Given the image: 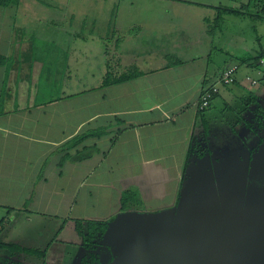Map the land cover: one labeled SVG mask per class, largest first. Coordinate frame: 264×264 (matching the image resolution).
Here are the masks:
<instances>
[{"label":"crops","instance_id":"crops-1","mask_svg":"<svg viewBox=\"0 0 264 264\" xmlns=\"http://www.w3.org/2000/svg\"><path fill=\"white\" fill-rule=\"evenodd\" d=\"M168 1L167 14L174 8L188 17L174 26L165 22L162 30L140 22L141 17L127 20L128 9L120 11V5L85 11L84 6L20 0L0 7V56L5 60L0 65V210L7 216L24 210L68 223L74 218L106 219L118 213L122 192L132 189L142 201L139 211L174 210L185 217L199 183L208 176L217 183L218 168L207 141L222 129L213 127L208 113L222 104L230 108L234 86L256 98L264 76L257 70L254 86L245 73L236 84L218 87L209 108L200 111L201 93L231 67L214 62L222 28L208 59L168 69H160L159 51L152 43H197L213 22L216 7L225 6ZM49 9L57 14H44ZM42 22L57 27L46 33L40 30ZM193 24L200 26L197 33L190 29ZM147 63L153 65L140 70ZM129 68L145 74L100 86L107 72ZM64 87H70L69 93ZM224 130L230 138L239 133ZM198 169L205 179L191 184V170ZM56 260L62 262L53 245L44 261Z\"/></svg>","mask_w":264,"mask_h":264},{"label":"rangeland","instance_id":"rangeland-1","mask_svg":"<svg viewBox=\"0 0 264 264\" xmlns=\"http://www.w3.org/2000/svg\"><path fill=\"white\" fill-rule=\"evenodd\" d=\"M206 1L221 2L222 6L234 9H241L248 2V0ZM23 2L42 4V6H58L61 4L67 7L75 6L76 8L77 6H84L87 7L85 11H88L91 6L120 5V11L128 9L127 12H124L127 20H137V18L141 17L142 20L140 22H146L148 26L156 25L154 27L158 30L163 29L164 25L162 24H165V22L168 23L169 21L170 26H174V23L183 22L186 19L184 17H188V15L181 14L178 9L174 8H170L168 10L170 14H167L166 7H171L168 0H23ZM131 5L138 6L143 11L138 10L136 7L129 8ZM150 5H153L151 9L146 10V7ZM241 10L255 14L259 11V7L250 5ZM36 14L38 15L39 13ZM44 14L55 15L57 13L49 9ZM176 14L179 18H176ZM48 24L46 25L42 22L40 30L50 33L57 27L52 22ZM199 28L200 26L196 24L190 27L195 33L199 31ZM221 28L222 38L221 44H219L221 53L217 52L214 55V62L217 65H236L238 67L236 73L238 81L245 73L252 80L258 69L255 70L248 67L244 61L264 51V22L255 18L252 20L247 15H224L221 20ZM153 64L147 63L140 70H145ZM84 71H93L95 73L93 69ZM258 74L260 77L262 76L261 72ZM247 83L245 82V85ZM262 87H264V79L260 80L259 93L255 92L257 95L256 100L248 104L250 93L244 91V89L242 93L234 86V99L228 101L229 111L222 104L219 107L214 106L208 113L213 127L217 126L222 129L221 133L214 130L216 139L214 140V137H212L207 141L212 159L217 161V163L213 161V164L218 168L214 170L218 180L216 183L212 180L214 177L209 179L208 176L206 181L199 183L201 184L200 190H195L192 196L194 198L192 199V208L185 210L188 216L183 217L184 215H180L174 210L149 212L151 213L149 214L144 209L140 212L138 211L137 215L133 213L122 214L109 223L104 236L97 238L95 253L98 256V261H90L88 264H129L128 255L132 251L134 253L132 259L136 262L139 249H141L140 259L143 261L148 259L145 264H205V262H201L202 259L207 260V264H216L218 262L217 257L214 256L218 247H212L213 243L210 240H199L195 244L196 247H190L189 252H177L174 256H171L172 250H182V247H170L172 242L181 240L178 237L181 231L172 232L171 230L175 227H181L185 230V226L190 223L192 224L190 226L191 231L202 229L204 231L220 232L225 227L229 229L228 223L231 220V214L225 218H222L221 214H219L221 202L224 207L228 205L224 208L228 214L232 208L230 201H234V227L237 225V219L240 214L242 215L247 211V207H252L253 203L255 204L256 202L264 204V127L258 125L259 122L264 125V112L263 114L258 112L259 108L264 111V89ZM69 88L64 87L65 94L69 93L66 91ZM73 88L76 87L73 86ZM60 92L62 91L56 92L55 95H60ZM240 121L243 123H240ZM233 128L237 129L238 135L234 133L233 137H227L228 132L224 129L230 131ZM252 133L254 135L251 136ZM201 149L206 148L201 147ZM219 166L222 168L220 169ZM206 169L208 171L210 165L206 166ZM190 174L193 177L191 184L198 177L204 176L205 179L204 171L200 172L199 169L197 171L191 170ZM251 197L254 198L252 199ZM210 199L218 201V205L213 208H206L209 206L208 201H211ZM3 217H5L6 222L3 223L0 229V242L17 243L24 247L42 250L54 245L60 253L62 261L60 264H80L81 258L87 254L80 246V238L74 231L73 223H68L66 219L50 214H26L24 210L15 211L8 216L6 211L0 210V221ZM159 224H168L169 226L165 225L164 229L159 231ZM172 224L175 225L170 227ZM114 243L116 244L115 247H111ZM160 243H163V246L159 247L158 244ZM202 244L206 247H200ZM3 252L5 253V251ZM161 252L163 253L161 254ZM157 255L160 256L161 261L169 260L166 263L157 262V260L151 263ZM4 258H7V262ZM213 258H215L214 263L211 262ZM126 259L127 263H124ZM220 260L221 264H230L229 259L225 258V256ZM3 261L6 264H45V261L41 258L24 254H17L13 257L4 255L1 257L0 264L4 263ZM57 261L51 262L59 264Z\"/></svg>","mask_w":264,"mask_h":264},{"label":"trees","instance_id":"trees-1","mask_svg":"<svg viewBox=\"0 0 264 264\" xmlns=\"http://www.w3.org/2000/svg\"><path fill=\"white\" fill-rule=\"evenodd\" d=\"M19 2L20 0H0V7L17 5ZM250 5L258 6L259 11L253 14L241 10ZM241 9H234L231 7H216V13L213 22L210 24V26L205 31V33H203L200 36L197 43L190 44V42L185 41L173 46V44L167 43L164 39L161 41L154 40L152 43V48L153 49L158 48L159 51L158 55L160 59L159 61L161 65L160 69H168L171 67H176L189 62H194L199 59H204V58L208 59L210 55L214 52L215 48L213 44L218 39V32L221 31V20L223 19L224 15H234V16L247 15L252 20H254L255 18L256 20H261L264 22V0H248L247 4L243 5ZM172 46L174 47V49H170L172 48ZM262 57H264V51L259 52L253 58L245 59L244 63L247 64L248 67L258 69L257 63L259 59H261ZM4 62H5L4 57L0 56V65L3 64ZM237 71H238V67L234 74V81L232 84H236ZM143 74L145 73L138 70L137 68H129L126 71H123L118 74L113 72H107L103 77L100 86H108L112 84L122 83L131 80L133 78L139 77ZM227 86H222V87H227ZM255 100H256L255 97L253 95H250V99H248L247 103L251 104ZM209 106L206 109H208ZM258 112L263 114L264 111L262 108H259ZM258 125L264 127L262 122H259ZM202 126L204 127L205 130L207 127L205 121H202ZM246 126L249 127L248 124H246ZM141 206H142V201L138 196V194L132 189H127L122 192L120 199V209L117 214L106 219H79V218L72 219L71 221L73 223L74 231L76 232L77 236L80 238V246L87 253L85 256L81 258V264H88L90 261L92 262L98 261V256L95 253L97 246V238L104 236L109 223L114 221L117 217L121 216L122 214L128 215L132 213L133 214L138 213V211L141 209ZM4 222H6L5 217H3L2 220L0 221V229ZM48 247L45 250H42V249L24 247L17 243L0 242V250H1L0 253L2 252L0 254V260L1 257L4 255L8 257H13L17 254H24L26 256H36L39 259L41 258L44 260ZM3 251H5V253ZM4 260L7 262V258H4ZM2 264H6V263L4 262Z\"/></svg>","mask_w":264,"mask_h":264},{"label":"flooded vegetation","instance_id":"flooded-vegetation-1","mask_svg":"<svg viewBox=\"0 0 264 264\" xmlns=\"http://www.w3.org/2000/svg\"><path fill=\"white\" fill-rule=\"evenodd\" d=\"M252 199L254 197H251ZM219 199V198H218ZM209 206L206 208H213L218 205V201H214L210 199ZM213 200V201H212ZM212 202V203H211ZM231 209L230 212L227 214L224 210L227 207V203L224 207V204L221 202V214L222 218H225L227 215L231 214V220L228 223L229 229L226 227L220 232L214 231H204L195 229L193 231L190 230V226L192 224L185 226V230L181 227H175L171 231L179 230L180 235L178 236L181 240L172 242V246L170 247H182V250H172L171 256H174L177 252L185 253L186 251H190V247H196V243L199 240L203 241H211L213 243L212 247H218L215 251L214 256L217 257L218 262L216 264H221V260L223 256L229 259L230 264H264V204L263 203H253L252 207H247V211L244 214H240V217L237 219V225L234 227V201H230ZM213 211V209H212ZM173 219V218H172ZM177 219V218H175ZM169 222V221H168ZM167 222V223H168ZM166 225V224H165ZM164 224H159V231L164 229ZM168 225V224H167ZM166 225V226H167ZM175 224L170 225V227L174 226ZM169 226V225H168ZM187 230V231H186ZM158 231V230H157ZM158 231V232H159ZM223 235L230 236V242H223V238L216 240V238L221 237ZM115 243L112 244L111 247H115ZM156 245V244H155ZM158 246H163V243L158 244ZM141 247V246H137ZM157 247V246H156ZM169 247V246H166ZM200 247H206L205 245H200ZM139 249V248H138ZM85 251V250H84ZM112 251V250H111ZM141 249H139V253L137 255V261H133L132 257L134 256L133 251L128 255V263L129 264H145L148 262V259H140ZM163 252H161L162 254ZM160 254V256H161ZM85 256V255H84ZM160 256L157 255L153 258L151 263H154L156 260L157 262L160 261L162 263H166L169 259L161 261ZM125 257V256H124ZM163 257H165L163 255ZM168 257V256H167ZM127 258V255H126ZM215 258L212 259V263H214ZM124 260V263H127ZM225 261H227L225 259ZM202 263L205 262L207 264V260L202 259ZM168 263V262H167ZM194 264V263H193ZM196 264V263H195ZM199 264V263H198Z\"/></svg>","mask_w":264,"mask_h":264},{"label":"built area","instance_id":"built-area-1","mask_svg":"<svg viewBox=\"0 0 264 264\" xmlns=\"http://www.w3.org/2000/svg\"><path fill=\"white\" fill-rule=\"evenodd\" d=\"M258 70L263 74L264 76V57L259 59L258 63ZM237 70L236 66H231L226 69H224L218 79V82L216 84H213L206 88L200 95V101L198 104V109L200 111H203L206 109L214 96L218 93V87L231 85L234 81V74ZM250 83L252 85L256 84V81L250 80Z\"/></svg>","mask_w":264,"mask_h":264},{"label":"water","instance_id":"water-1","mask_svg":"<svg viewBox=\"0 0 264 264\" xmlns=\"http://www.w3.org/2000/svg\"><path fill=\"white\" fill-rule=\"evenodd\" d=\"M223 238V239H222ZM219 239H222L223 240V242L224 241H226V242H230V236L229 235H223V236H221V237H218V238H216V240H219Z\"/></svg>","mask_w":264,"mask_h":264}]
</instances>
